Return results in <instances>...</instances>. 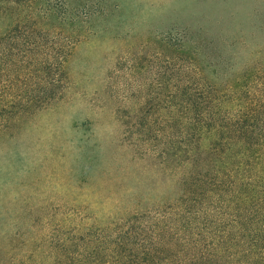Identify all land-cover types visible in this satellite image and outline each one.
Instances as JSON below:
<instances>
[{
  "label": "trees",
  "instance_id": "obj_1",
  "mask_svg": "<svg viewBox=\"0 0 264 264\" xmlns=\"http://www.w3.org/2000/svg\"><path fill=\"white\" fill-rule=\"evenodd\" d=\"M104 5L0 0V27L22 42L1 53L15 57L6 97L16 98L13 83H49L51 65L37 58L51 44L64 71L75 30L106 17ZM230 5L167 39L168 106L159 104L154 133L141 126L142 143L155 142L156 184H65L52 197L42 184L1 208L0 264H264V0ZM25 96L15 115L42 110L56 92Z\"/></svg>",
  "mask_w": 264,
  "mask_h": 264
},
{
  "label": "rangeland",
  "instance_id": "obj_2",
  "mask_svg": "<svg viewBox=\"0 0 264 264\" xmlns=\"http://www.w3.org/2000/svg\"><path fill=\"white\" fill-rule=\"evenodd\" d=\"M103 1L108 15L75 30L82 36L64 71L51 44L49 56L41 53L37 58L51 65L49 83L42 76L27 86L13 83L14 99L1 86L7 68L13 78L15 57L4 62L1 53L22 42L13 28L0 27V34L10 33L0 39V211L21 205L37 189L44 192L42 184H53L49 197L63 192L65 184H156L151 168L155 142L142 143L141 126L154 133L159 104L168 106L167 39L185 27L195 31L209 14L216 17L240 0ZM39 41L46 45L45 39ZM31 89H48L56 96L42 110L15 115ZM32 185L38 187L32 191Z\"/></svg>",
  "mask_w": 264,
  "mask_h": 264
}]
</instances>
